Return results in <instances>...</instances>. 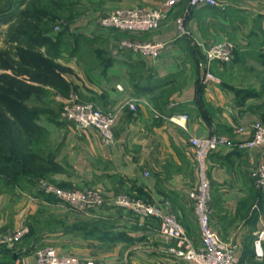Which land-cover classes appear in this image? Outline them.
Masks as SVG:
<instances>
[{"label":"crops","instance_id":"1","mask_svg":"<svg viewBox=\"0 0 264 264\" xmlns=\"http://www.w3.org/2000/svg\"><path fill=\"white\" fill-rule=\"evenodd\" d=\"M217 1L197 7L184 1L156 29L140 34L103 28L98 17L118 8L159 7L165 0L80 1V15L66 32L73 53L61 54V74L76 98L116 112L114 142L106 143L94 127L45 116L41 123L51 147L45 156L53 163L46 177L68 189L98 188L105 202L85 216L46 203L37 178L7 185L2 193L5 202L11 196V206L0 208V233L23 224L30 233L0 253V264H36V250L49 245L84 263L193 264L166 251L157 219L114 201L126 194L174 212L200 246L189 197L198 180L190 139L210 135L228 139L208 157L211 226L235 245L238 264H264V240L260 255L254 244L264 230V186L254 175L263 151L236 146L251 138L254 122L264 123V0ZM179 17L186 32H180ZM125 39L166 46L155 58L122 45ZM219 41L233 43L232 59L214 61L220 80H207L199 62L206 47ZM52 94L59 103L66 99L60 91ZM131 97L136 109L128 105ZM178 113L189 115L187 128L169 119Z\"/></svg>","mask_w":264,"mask_h":264},{"label":"built area","instance_id":"2","mask_svg":"<svg viewBox=\"0 0 264 264\" xmlns=\"http://www.w3.org/2000/svg\"><path fill=\"white\" fill-rule=\"evenodd\" d=\"M186 1L191 7L200 5H219L217 0H165L164 4L155 8L132 7L118 8L98 17V24L103 28L140 34L156 29L167 19L174 7ZM180 32H186L182 17L177 19ZM122 45L135 51L158 57L166 46L165 41L158 40H131L125 39ZM234 45L229 41H219L208 45L204 57L199 66L205 71V79L219 81L220 78L212 71L214 61L229 62L232 59ZM137 98L131 97L128 105L136 109ZM61 116L64 120L75 124L81 129L96 128L103 140L110 144L114 142L113 127L116 120V112H105L91 102H83L76 99H65L62 102ZM187 113H178L169 116V119L183 128H187ZM242 128L236 129L241 131ZM193 157L198 171V182L190 190L189 197L193 201L195 214L198 219L202 234V243L195 246L186 228L178 216L172 212H164L152 202L142 198H132L126 194L115 198V205L124 209H131L138 215L146 218H154L159 221V232L165 238L168 253L181 257L193 264H238L235 254V245L224 240L211 226V179L209 174L208 157L219 145L228 143L225 137L210 135L207 137H192ZM237 147H259L263 151V160L254 171L258 178V184L264 186V123L256 121L252 124V136L246 141L236 143ZM40 190L54 197L53 201L46 203L74 210L85 216H94L96 210L105 202L101 190L95 187L84 189H64L45 179H39ZM28 231L26 226L18 228L13 234L7 235L2 241H15L20 239ZM264 230L257 232L254 244L260 255ZM36 264H95L94 262H82L74 255L59 254L55 247L45 246L36 250Z\"/></svg>","mask_w":264,"mask_h":264},{"label":"rangeland","instance_id":"3","mask_svg":"<svg viewBox=\"0 0 264 264\" xmlns=\"http://www.w3.org/2000/svg\"><path fill=\"white\" fill-rule=\"evenodd\" d=\"M80 1L81 0H0V73L16 75L24 82L28 84H37L42 89L38 95L32 94L28 98L6 96L4 91L0 90V127L2 125L3 128L4 121H7L8 124L5 128H9L8 132L11 133V122L14 121L13 116L18 115L19 117L28 119L27 115L25 116V114H23L27 112L36 113L32 118L34 122L37 123V125H41L43 129L36 132L32 120H26L25 122L24 119V127L26 130L22 132V141L17 143L18 146L13 154L19 152V147L23 149H27L28 147L32 151L38 150L43 154L50 152L51 147L48 142V136L41 122H43L42 120L45 119V116H60L62 113V102L64 101L59 103L56 99L52 98L53 91L61 92L63 89V91H66V93L62 92L66 95V99L91 102L76 98L75 94L73 95L74 91L72 88H65L62 83L58 82L59 79L52 75L51 70L55 68L56 70L64 71L65 68H63L64 66L59 59L63 60L65 57H62L61 54L73 53L72 45L74 44H71L70 39H67L66 32L71 23L80 15ZM14 117L16 118V116ZM1 143L0 141V146ZM24 143L27 145L26 147H24ZM0 151V153L5 152V155H11L12 153L7 150ZM14 169L12 164H6L0 161V170L7 173L5 174L7 179H20V181H22L26 179V175H30L28 176L29 178H36V175L27 174V171L21 172V169ZM10 171H14L15 174L10 175ZM46 176L45 174L37 175V177H40L37 179H45L50 182L47 180ZM2 177L3 176H0L1 209L6 202L8 206H11V196L8 197L5 202V197L7 196H5L2 191L3 189L6 191L8 190L7 185H13L11 183H6L2 180L4 179ZM68 211L76 212L74 210ZM21 220L22 219H20V221ZM22 226H26L28 231L24 233L20 239L12 242L2 241L5 236L13 234ZM22 226L16 229L8 228L0 233V253L8 252L18 241L28 236L30 233L29 226L27 224H23Z\"/></svg>","mask_w":264,"mask_h":264},{"label":"trees","instance_id":"4","mask_svg":"<svg viewBox=\"0 0 264 264\" xmlns=\"http://www.w3.org/2000/svg\"><path fill=\"white\" fill-rule=\"evenodd\" d=\"M51 70H52V75L59 79L58 82L62 83V85L65 88L69 89L70 88L69 83L61 74L62 70H56L55 68H52ZM0 84H1L0 90L4 91L6 96H12V97L28 98L32 94L38 95L42 90L39 85L31 84V83L28 84L24 82L18 76L9 74V73H0ZM61 92L66 93V91H63V89ZM23 114H25V116L27 115L28 119L19 117L18 115H14L16 116V118L13 116L14 121L11 122V130H12L11 133L8 132L9 128H5L7 127L6 125L8 124L7 121H4L3 128H2V125L0 127V141L2 142L0 146V150H5V151L7 150V151L12 152L11 155H7V154L5 155V152L0 153V161L5 162L6 164H12V167H14L15 169L17 168L19 170L21 169L22 170L21 172L27 171L28 172L27 174L36 175V178H40V177H37V175H43V174L47 175V172L53 168V163L51 161L50 156L47 157L45 156L46 154H43L41 151H38V150L32 151L28 147L27 149H23L19 147L21 148V149L18 148L19 154L18 153L13 154L14 150L18 146L17 143H20L22 141V137H21L22 132L26 130L24 127L25 125L24 119H25V122L26 120L28 121L32 120L33 122L32 124H34V128L36 132H38L39 130H43L41 125H37V123H35L34 119L32 118L34 115H36V113L26 112ZM26 146L27 145L24 143V147ZM9 173L10 175L15 174L14 171H10ZM5 174L7 173L0 170V176H3L2 178H4V181L6 183L15 184V183L20 182V179H15V180L11 178L7 179L6 178L7 176ZM26 176H25L26 179H30L28 177L30 175H26ZM46 196L48 200L50 201L54 200V197H52L51 195L46 194Z\"/></svg>","mask_w":264,"mask_h":264}]
</instances>
